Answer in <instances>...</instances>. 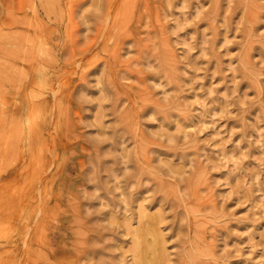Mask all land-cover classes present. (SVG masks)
Segmentation results:
<instances>
[{
  "label": "rangeland",
  "instance_id": "rangeland-1",
  "mask_svg": "<svg viewBox=\"0 0 264 264\" xmlns=\"http://www.w3.org/2000/svg\"><path fill=\"white\" fill-rule=\"evenodd\" d=\"M0 264H264V0H0Z\"/></svg>",
  "mask_w": 264,
  "mask_h": 264
},
{
  "label": "bare ground",
  "instance_id": "bare-ground-1",
  "mask_svg": "<svg viewBox=\"0 0 264 264\" xmlns=\"http://www.w3.org/2000/svg\"><path fill=\"white\" fill-rule=\"evenodd\" d=\"M158 230H159V228H157ZM148 234H151V236H152V234H159L158 233V231H156L155 229H153V230H145V229H143V232H141V233H138V234H136V241H137V244H136V250H137V248L139 247V244H142L143 242H146V236L148 235ZM149 237H150V235H149ZM154 237V236H153ZM149 239V238H148ZM147 246V245H146ZM147 250L148 251H151V248L148 246L147 247ZM152 252V251H151ZM144 253V255H142L141 256V259H142V261H143V263H146V259H147V257H148V252L146 253V252H143Z\"/></svg>",
  "mask_w": 264,
  "mask_h": 264
}]
</instances>
